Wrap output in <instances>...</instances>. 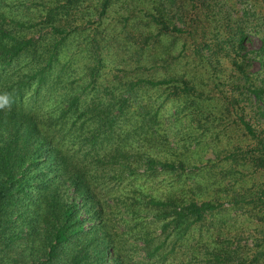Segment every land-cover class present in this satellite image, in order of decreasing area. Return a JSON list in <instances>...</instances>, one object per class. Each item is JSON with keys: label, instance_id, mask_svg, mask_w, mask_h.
<instances>
[{"label": "trees", "instance_id": "1", "mask_svg": "<svg viewBox=\"0 0 264 264\" xmlns=\"http://www.w3.org/2000/svg\"><path fill=\"white\" fill-rule=\"evenodd\" d=\"M262 1L0 0V264H264V237L222 239V201L139 184L174 187L198 165L170 138L188 150L229 118L248 142L217 152L221 190L264 219V179L242 183L264 178V127L239 105L247 86L264 116L245 65L256 33L264 71Z\"/></svg>", "mask_w": 264, "mask_h": 264}, {"label": "rangeland", "instance_id": "2", "mask_svg": "<svg viewBox=\"0 0 264 264\" xmlns=\"http://www.w3.org/2000/svg\"><path fill=\"white\" fill-rule=\"evenodd\" d=\"M262 1V0H260ZM235 2V10L239 14L244 7H246L247 0H232ZM264 5V1L261 2ZM264 15V14H263ZM261 39L255 33L249 35L247 41L245 42V49L248 53V58L246 59L245 65H247V71L250 74V79L255 80L258 84L264 80V71L261 67V64L257 59H253L252 57L255 55L253 53L258 51L261 47ZM249 57L251 59L249 60ZM249 65V67H248ZM227 72H230L231 64L224 61L222 66ZM219 68V66L217 67ZM236 78V76H235ZM245 82L244 76L240 78V83ZM228 89L231 87L226 86ZM223 88V87H221ZM242 96H240L239 105H245V116L246 119H251L252 123H257L258 127H264V116L258 110V102L255 100V97L252 94H249L246 88H241ZM234 95H238L239 90L234 89ZM218 94V93H214ZM220 97L221 95H217ZM173 104V103H172ZM171 104V105H172ZM255 119V120H252ZM223 122H221L217 127L211 125V123H207L206 127L208 130L205 131V136L202 132L203 129L197 131L195 128L194 131L191 129L193 126L189 123L188 119H185L183 122H176L172 126H169L168 132L173 134V130L176 127L180 128L179 136H185V133L192 131L196 133L195 135H202V139L200 144L192 145L188 150H184L180 146L184 145L183 139L177 136V139L171 137L170 141L178 149L176 152L179 153L180 157L183 158L185 162L196 163L198 166H187L184 175L180 180H176L174 182L175 186H171L169 184V179L161 181V179H155L153 182H140L144 190L151 192L155 195H160L162 193L167 192L169 189H180L184 187L186 191L191 189V195L202 196L205 199H214L218 201H222L224 206L227 208V214L225 215L226 223L223 225L225 228V232L222 234V239L228 238L230 241L239 242L241 245L246 246V249L255 247L253 243L255 242L256 237L262 236L264 237V219H262L258 214L257 216H249L247 212H244L242 209H231L232 204L228 201L226 195L228 192H224L223 186L225 183L230 181V174L225 175V179L222 178L220 174V170L224 167V154H218L217 152L220 150H225L226 148L237 145L240 141L242 145H245L248 141L245 136L242 134L241 130H237L234 128V125L228 124L231 121L229 118H225ZM204 136V137H203ZM191 138V136H188ZM189 142V140H188ZM252 143V141H251ZM179 144V145H178ZM184 153L187 155L186 158L182 157L180 153ZM220 153V152H219ZM244 171H249V169H245ZM252 179L247 181L249 177L244 178V185L250 186V181H254L255 183L262 182L264 179L259 173L261 171H251ZM256 172V173H253ZM247 181V182H246ZM137 184V185H139ZM186 194V193H185ZM83 215V213H81ZM204 239L207 242H212V235L208 232L204 234ZM262 249V248H260ZM254 250H257L254 249Z\"/></svg>", "mask_w": 264, "mask_h": 264}, {"label": "clouds", "instance_id": "3", "mask_svg": "<svg viewBox=\"0 0 264 264\" xmlns=\"http://www.w3.org/2000/svg\"><path fill=\"white\" fill-rule=\"evenodd\" d=\"M9 103L7 94L0 95V108H4Z\"/></svg>", "mask_w": 264, "mask_h": 264}]
</instances>
